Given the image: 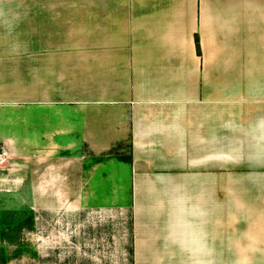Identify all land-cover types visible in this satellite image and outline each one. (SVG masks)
<instances>
[{
	"label": "crops",
	"instance_id": "0c3cea01",
	"mask_svg": "<svg viewBox=\"0 0 264 264\" xmlns=\"http://www.w3.org/2000/svg\"><path fill=\"white\" fill-rule=\"evenodd\" d=\"M27 6L0 20V148L30 197L115 159L133 264H264V0Z\"/></svg>",
	"mask_w": 264,
	"mask_h": 264
},
{
	"label": "rangeland",
	"instance_id": "374dc122",
	"mask_svg": "<svg viewBox=\"0 0 264 264\" xmlns=\"http://www.w3.org/2000/svg\"><path fill=\"white\" fill-rule=\"evenodd\" d=\"M28 1L0 0V20L15 13L26 21ZM21 42H27L23 32ZM27 153L8 152L0 164V264H133L126 168L115 159L94 172L85 168L82 184L74 183L82 186L81 198L44 197L51 183L38 179L43 196L32 198Z\"/></svg>",
	"mask_w": 264,
	"mask_h": 264
},
{
	"label": "trees",
	"instance_id": "16d2710c",
	"mask_svg": "<svg viewBox=\"0 0 264 264\" xmlns=\"http://www.w3.org/2000/svg\"><path fill=\"white\" fill-rule=\"evenodd\" d=\"M197 48H198V52H200V44H199V39L197 38ZM115 153L116 157L121 160V161H126V162H131L132 161V157L131 156H127V157H124L120 154H118L117 152H110V154H113Z\"/></svg>",
	"mask_w": 264,
	"mask_h": 264
},
{
	"label": "built area",
	"instance_id": "2783aa9c",
	"mask_svg": "<svg viewBox=\"0 0 264 264\" xmlns=\"http://www.w3.org/2000/svg\"><path fill=\"white\" fill-rule=\"evenodd\" d=\"M8 157V152L4 148H0V164Z\"/></svg>",
	"mask_w": 264,
	"mask_h": 264
}]
</instances>
